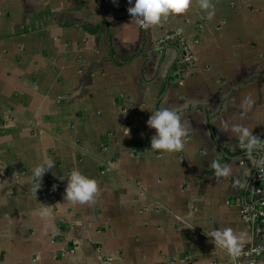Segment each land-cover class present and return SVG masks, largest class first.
I'll list each match as a JSON object with an SVG mask.
<instances>
[{
    "label": "crops",
    "instance_id": "0c3cea01",
    "mask_svg": "<svg viewBox=\"0 0 264 264\" xmlns=\"http://www.w3.org/2000/svg\"><path fill=\"white\" fill-rule=\"evenodd\" d=\"M252 136L264 0H0V264H232Z\"/></svg>",
    "mask_w": 264,
    "mask_h": 264
},
{
    "label": "built area",
    "instance_id": "2783aa9c",
    "mask_svg": "<svg viewBox=\"0 0 264 264\" xmlns=\"http://www.w3.org/2000/svg\"><path fill=\"white\" fill-rule=\"evenodd\" d=\"M174 34L163 38L155 47L162 49L165 44H170L174 40ZM180 55L178 58L186 62L183 55L184 46L178 39ZM237 149L253 153L256 157V166L251 177L246 201L240 204L239 213L243 219L258 232V238L247 246L231 252L232 264H259L264 259V137L252 136L237 145Z\"/></svg>",
    "mask_w": 264,
    "mask_h": 264
},
{
    "label": "trees",
    "instance_id": "16d2710c",
    "mask_svg": "<svg viewBox=\"0 0 264 264\" xmlns=\"http://www.w3.org/2000/svg\"><path fill=\"white\" fill-rule=\"evenodd\" d=\"M154 9H155V7L152 5L151 2H149L147 7H145V9H144V21H143V24L141 26V34H143V36L146 35L145 32L147 29L148 19H149V16L153 12ZM103 29L107 34L109 58L113 64H115L117 66H121V65L127 64L129 61H131L133 58L136 57L137 54L136 55L132 54L128 57H121L118 54L119 49H117L115 47V44H114V38H115L118 27L110 28L107 21L100 22L94 29H91V30L85 29V30L91 34H97Z\"/></svg>",
    "mask_w": 264,
    "mask_h": 264
},
{
    "label": "water",
    "instance_id": "95a60500",
    "mask_svg": "<svg viewBox=\"0 0 264 264\" xmlns=\"http://www.w3.org/2000/svg\"><path fill=\"white\" fill-rule=\"evenodd\" d=\"M139 13L138 12H134V11H129V12H119V13H116V17L118 18H121V17H132V16H135V15H138Z\"/></svg>",
    "mask_w": 264,
    "mask_h": 264
}]
</instances>
